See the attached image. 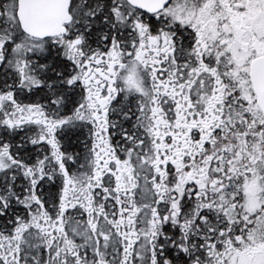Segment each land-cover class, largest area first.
I'll return each instance as SVG.
<instances>
[{"label":"snow or ice","instance_id":"obj_1","mask_svg":"<svg viewBox=\"0 0 264 264\" xmlns=\"http://www.w3.org/2000/svg\"><path fill=\"white\" fill-rule=\"evenodd\" d=\"M0 264H264V0H0Z\"/></svg>","mask_w":264,"mask_h":264}]
</instances>
